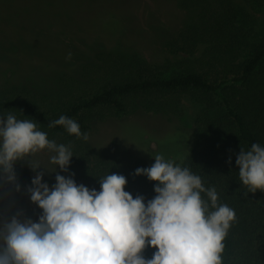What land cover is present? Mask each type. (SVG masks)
Wrapping results in <instances>:
<instances>
[{"label": "trees", "instance_id": "trees-1", "mask_svg": "<svg viewBox=\"0 0 264 264\" xmlns=\"http://www.w3.org/2000/svg\"><path fill=\"white\" fill-rule=\"evenodd\" d=\"M174 1L191 21L162 44L166 57L162 67L134 53L100 51L78 76L59 74L52 92H35L27 86L0 89V116L11 113L32 119L49 139L70 146L71 174L77 184L99 190L100 178L118 173L126 178V191L147 201L155 195L154 182L134 171L152 162L133 156L121 165L89 138L85 141L48 124L64 115L89 135L94 126L138 112L171 122L184 114L187 100L194 115L186 152L180 155L173 145L157 154L200 175L205 187H215L218 203L235 210L222 264H264V192H248L235 165L240 148L264 145V19L247 8L257 11L264 0ZM172 136L185 137L180 130ZM170 138L167 142L173 143ZM14 170L20 191L0 184V221L14 214L36 221L41 210L25 191L34 173L19 161ZM45 182L51 187V181ZM144 251L151 258L155 249L146 246Z\"/></svg>", "mask_w": 264, "mask_h": 264}, {"label": "clouds", "instance_id": "clouds-1", "mask_svg": "<svg viewBox=\"0 0 264 264\" xmlns=\"http://www.w3.org/2000/svg\"><path fill=\"white\" fill-rule=\"evenodd\" d=\"M55 126L88 139L72 118L60 115L48 124ZM44 150L51 171L33 158ZM72 157L71 147L49 139L38 122L0 116V184L19 192L14 164L26 161L35 175L25 191L41 210L36 221L19 214L0 221V264H222L235 210L218 203L215 187H205L200 175L156 154L151 166L134 171L154 182L155 195L145 201L125 190L122 174L104 175L99 190L59 174ZM235 165L248 192H264V145L240 148ZM45 172L55 173L51 187ZM146 246L155 249L151 258L142 255Z\"/></svg>", "mask_w": 264, "mask_h": 264}, {"label": "rangeland", "instance_id": "rangeland-1", "mask_svg": "<svg viewBox=\"0 0 264 264\" xmlns=\"http://www.w3.org/2000/svg\"><path fill=\"white\" fill-rule=\"evenodd\" d=\"M247 8L264 19V7ZM190 21V14L174 0H0V89L27 86L35 92H52L59 74L78 76L100 51L134 53L162 67L166 60L162 44ZM185 108L171 122L142 112L109 119L94 126L88 138L121 165L133 156L154 163L157 153L173 145L183 155L194 115L187 100ZM179 130L185 137L175 140L172 135ZM170 137L173 143L167 142ZM47 155L44 150L33 158L51 171ZM19 162L31 170L26 161ZM72 169L69 164L67 172H57L68 176ZM47 180L54 184L55 173L45 172L43 181ZM142 255L149 258L144 250Z\"/></svg>", "mask_w": 264, "mask_h": 264}]
</instances>
